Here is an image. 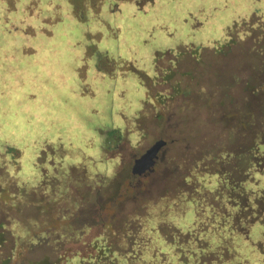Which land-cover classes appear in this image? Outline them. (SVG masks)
<instances>
[{"label":"rangeland","instance_id":"rangeland-1","mask_svg":"<svg viewBox=\"0 0 264 264\" xmlns=\"http://www.w3.org/2000/svg\"><path fill=\"white\" fill-rule=\"evenodd\" d=\"M99 3L95 18L91 8ZM113 4L0 0V155L5 146L16 151L13 161L5 154L0 176V264L80 263L75 253L105 229L120 250L117 232L127 218L142 214L144 200L179 186L193 161L241 180L239 162L252 138L264 142L257 101L239 91L231 102L223 99L222 79L210 69L200 80L180 77L194 74L192 64H183L169 84L151 88L139 143L132 148L113 138L103 145L99 132L122 122L114 111L136 116L143 91L132 74L116 80L93 74L98 53L147 71L157 51L220 42L226 27L253 12L264 20V0H152L144 12L132 2L116 11ZM174 82L187 96L172 93ZM85 85L92 96L84 94ZM160 140L168 142L161 159L131 180L134 161ZM263 233L264 224L255 223L247 240L231 238L247 256L243 264H257L248 250L264 246ZM136 246L123 252L136 254ZM64 253L68 262H59Z\"/></svg>","mask_w":264,"mask_h":264},{"label":"trees","instance_id":"trees-1","mask_svg":"<svg viewBox=\"0 0 264 264\" xmlns=\"http://www.w3.org/2000/svg\"><path fill=\"white\" fill-rule=\"evenodd\" d=\"M113 1L117 5L132 2L135 9L142 12L152 4V0ZM117 5L113 4L112 10L116 11ZM92 7V15L97 18L100 3ZM230 63H233V67H228ZM183 64H192L190 67L194 74L182 71L178 76L200 80L210 69L209 72L216 79L223 81L220 94L224 95L223 99L228 98L231 102L230 97L239 91L249 101L252 98L257 101L264 111V20L258 12H253L226 27L220 42L200 47L181 45L175 51L164 49L155 52L147 71L134 68L131 62L108 59L98 53L93 64V74L110 80L132 74L143 91L136 116H124L122 110L114 111L115 118L122 122L116 128L99 132L103 145L113 138L126 141L132 148L139 143V123L146 116V106L154 97L151 88L169 84L177 75V67ZM81 74L80 70V80L83 79ZM171 90L173 94L187 96L186 91L179 89L177 82L172 84ZM83 91L88 96L93 95L87 85ZM115 91L116 96L118 90ZM252 139L247 148V156L239 162L243 174L241 180L226 179L210 168V165L204 166L193 161L190 170L181 174L179 186L161 192L155 199L144 200L140 204V211L144 209L142 214L137 212L127 218L122 231L116 234L120 250L108 239L113 231L105 229L82 252L75 253L79 254L77 258L80 261L75 264H87L82 262L85 258L88 264L94 263L95 259H102L104 264L248 262L241 249L231 246V238L238 234L247 240L251 225L264 224V142L259 138ZM15 152L10 146L4 147V153L12 161ZM5 154L0 155V176L5 175ZM212 159L214 157H210L211 162L214 161ZM262 239L264 242V233ZM135 244L138 248L136 254L123 252L127 246L133 248ZM251 245L248 251L253 260H257V264H264L263 244L257 242ZM85 251L86 257H82ZM65 253L58 256L59 262H68ZM73 255L71 258H74ZM33 264H44V261Z\"/></svg>","mask_w":264,"mask_h":264},{"label":"water","instance_id":"water-1","mask_svg":"<svg viewBox=\"0 0 264 264\" xmlns=\"http://www.w3.org/2000/svg\"><path fill=\"white\" fill-rule=\"evenodd\" d=\"M162 142L154 145L151 149L142 154L137 160L134 161L132 171H131V180H137L140 176L145 175L144 173L151 172V168L156 159V154ZM148 156L150 160H143L145 156Z\"/></svg>","mask_w":264,"mask_h":264},{"label":"flooded vegetation","instance_id":"flooded-vegetation-1","mask_svg":"<svg viewBox=\"0 0 264 264\" xmlns=\"http://www.w3.org/2000/svg\"><path fill=\"white\" fill-rule=\"evenodd\" d=\"M158 142H162L161 145H160V147H161V146H163V147H162V150H161V151L159 150V152L156 154V156L158 155V156H157V161H159V159H161L160 157H162V155L164 154L163 149H164L165 146L167 147V145H168V142H166V141H164V140H163V141L160 140V141H158ZM158 142H157V144H158ZM153 146H154V145H153ZM153 146H152V147H153ZM152 147H151V148H152ZM151 148H150V149H151ZM146 151H147V150H146ZM146 151H145V152H146ZM155 160H156V159H155Z\"/></svg>","mask_w":264,"mask_h":264},{"label":"bare ground","instance_id":"bare-ground-1","mask_svg":"<svg viewBox=\"0 0 264 264\" xmlns=\"http://www.w3.org/2000/svg\"><path fill=\"white\" fill-rule=\"evenodd\" d=\"M143 160H150V158L146 155L144 158H143Z\"/></svg>","mask_w":264,"mask_h":264}]
</instances>
